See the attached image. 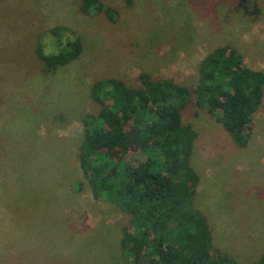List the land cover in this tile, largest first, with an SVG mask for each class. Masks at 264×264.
<instances>
[{
	"label": "rangeland",
	"instance_id": "obj_1",
	"mask_svg": "<svg viewBox=\"0 0 264 264\" xmlns=\"http://www.w3.org/2000/svg\"><path fill=\"white\" fill-rule=\"evenodd\" d=\"M82 0H0V264H126L129 215L96 198L81 170L82 117L97 114L95 82L140 75L196 87L202 59L230 44L264 71V0H102L118 11L84 13ZM80 38V56L45 73L36 48L58 52ZM184 122L198 132L193 205L215 248L239 263L264 253V101L240 147L194 103ZM138 155V156H137ZM126 158H140L130 152ZM82 183L81 188L77 182Z\"/></svg>",
	"mask_w": 264,
	"mask_h": 264
},
{
	"label": "trees",
	"instance_id": "obj_2",
	"mask_svg": "<svg viewBox=\"0 0 264 264\" xmlns=\"http://www.w3.org/2000/svg\"><path fill=\"white\" fill-rule=\"evenodd\" d=\"M81 9L104 12L111 21L118 17L102 0H82ZM65 29L51 30L58 52L45 53L41 42L36 48L45 73L82 52L80 38L63 45ZM199 74L194 88L148 72L141 73L138 87L118 78L93 85L101 108L82 117L78 157L94 196L129 215L121 238L126 264H264V253L255 262L239 263L213 245L208 221L193 205L198 175L191 156L198 132L183 119L194 103L215 115L237 145L247 146L246 132L264 101V71L246 66L241 52L225 44L202 59ZM130 152L140 158L127 159Z\"/></svg>",
	"mask_w": 264,
	"mask_h": 264
}]
</instances>
